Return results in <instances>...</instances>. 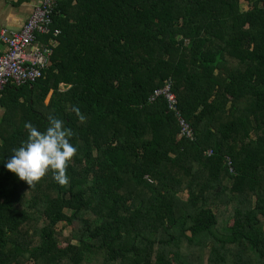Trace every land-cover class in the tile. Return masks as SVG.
I'll return each mask as SVG.
<instances>
[{
    "label": "trees",
    "instance_id": "obj_1",
    "mask_svg": "<svg viewBox=\"0 0 264 264\" xmlns=\"http://www.w3.org/2000/svg\"><path fill=\"white\" fill-rule=\"evenodd\" d=\"M52 28L0 94V264H264V0H57ZM49 116L69 182L30 186L3 161Z\"/></svg>",
    "mask_w": 264,
    "mask_h": 264
},
{
    "label": "built area",
    "instance_id": "obj_2",
    "mask_svg": "<svg viewBox=\"0 0 264 264\" xmlns=\"http://www.w3.org/2000/svg\"><path fill=\"white\" fill-rule=\"evenodd\" d=\"M56 4L57 0H39L21 30L0 29V94L6 86L21 87L43 78L60 34L58 29L52 28ZM43 37L46 43L41 40ZM157 98H163L168 110L175 114L180 136L193 140V131L177 110L169 81L154 90L148 101L151 103Z\"/></svg>",
    "mask_w": 264,
    "mask_h": 264
},
{
    "label": "clouds",
    "instance_id": "obj_3",
    "mask_svg": "<svg viewBox=\"0 0 264 264\" xmlns=\"http://www.w3.org/2000/svg\"><path fill=\"white\" fill-rule=\"evenodd\" d=\"M73 111L83 121L79 109L74 108ZM24 127L27 137L20 146L12 149L10 158L3 161L4 167L30 186H34L49 172L59 185L68 184L67 165L77 152L76 146L71 143L73 131L55 116L48 117L43 130L31 122H26Z\"/></svg>",
    "mask_w": 264,
    "mask_h": 264
},
{
    "label": "crops",
    "instance_id": "obj_4",
    "mask_svg": "<svg viewBox=\"0 0 264 264\" xmlns=\"http://www.w3.org/2000/svg\"><path fill=\"white\" fill-rule=\"evenodd\" d=\"M38 3L39 0H0V29L21 30ZM3 112L0 108V116Z\"/></svg>",
    "mask_w": 264,
    "mask_h": 264
},
{
    "label": "rangeland",
    "instance_id": "obj_5",
    "mask_svg": "<svg viewBox=\"0 0 264 264\" xmlns=\"http://www.w3.org/2000/svg\"><path fill=\"white\" fill-rule=\"evenodd\" d=\"M241 9H242L243 11H245V10L248 9V6L246 5V3H244V2L241 3ZM60 89H61V90H65V87H64V86H61ZM29 264H31V263H29Z\"/></svg>",
    "mask_w": 264,
    "mask_h": 264
}]
</instances>
